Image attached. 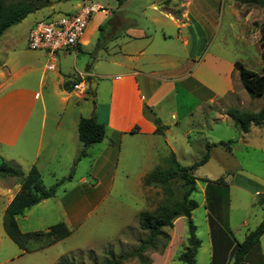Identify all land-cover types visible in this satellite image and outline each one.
Masks as SVG:
<instances>
[{
    "label": "rangeland",
    "instance_id": "obj_1",
    "mask_svg": "<svg viewBox=\"0 0 264 264\" xmlns=\"http://www.w3.org/2000/svg\"><path fill=\"white\" fill-rule=\"evenodd\" d=\"M52 1L55 7L48 10L47 16H54L58 11L72 12V5L80 0ZM151 1L154 0H124L128 10L126 15L130 21L149 24L154 34H162L160 23H152L148 20L150 11L144 10V6ZM156 1L162 2V8L166 10L169 6H175L171 0ZM192 1V10L196 7L203 8L196 25L200 34H212L211 48L216 47L217 52L223 53V57H234L246 68L262 73L264 61L261 60L259 53V27L264 20L263 8L241 4L236 0ZM90 2L109 8L116 5L117 0H90ZM236 11L240 20L236 19ZM94 15L90 17L86 31L93 26L92 22L97 20ZM33 19L34 16L22 19L3 31L2 34H16L11 40L15 50L23 49V34L27 33ZM37 19L42 18L38 16ZM102 30L104 31V28ZM163 30L170 35V38L176 34L175 27L167 19L163 21ZM103 33L99 43L96 44L98 30H95L90 34V43L82 46L79 52L80 62L91 68L92 75L94 72L105 73L115 69L105 54ZM205 53L207 56L210 52ZM224 60L227 61L226 58L222 61ZM233 68L235 72L233 75L230 72L229 78L233 90L224 96L225 99L221 100L219 105L215 104L214 108L218 107L221 112V108L231 105L244 110L258 111L264 106L263 99L261 96H249L239 80L238 70ZM206 70L205 64L199 77H203ZM84 82L85 96L92 106L96 99L93 98V90L88 80L84 79ZM103 86L100 87L98 94L106 96L105 90L108 86L105 84ZM74 102L75 98H72L71 103ZM43 105L49 114L68 110L57 102V98L46 94L43 96ZM38 106L40 107L39 101L36 110ZM206 115H209V112L203 108L193 111L171 137V143L178 154V161L183 165H188L201 156L205 151V139L212 141L221 139L231 143L230 146L218 145L210 148L208 161L194 171L196 189L192 193V198L198 205L191 212V220L195 225L196 236L200 240L195 256L196 264H209L210 260L211 245L204 205V179L213 181L223 176L227 182L228 224L238 241H241L244 234L264 218V124L260 127L253 126L248 133L242 134L230 118L226 117L224 120L207 125L209 122L203 119ZM203 123L205 125L202 127ZM184 130L189 131V138L193 140L190 144L181 139L180 134ZM200 138L202 142H199ZM22 142L23 133L13 149L0 145V162L6 158L5 155L12 157L19 155L21 164L17 166L23 174H26L28 168L23 164ZM99 147V144L94 143L88 149L89 154L78 159L79 151L74 150L72 152L74 158L69 166L64 160H56L53 166L42 168L39 173L43 186L50 187L57 183L54 195L41 199L15 217L21 232L45 230L55 223H65L70 231L69 235L47 246L39 247L42 241H30L28 242L30 250L23 252L6 235L2 227L4 204L6 199L19 190V183L16 177L0 178V194L6 193L5 197L0 196V264H62L61 262L100 264L110 255L116 256L133 250L146 237L147 232L139 227L138 213L142 210H152L160 203L163 197L161 189L141 185L136 180L135 174L139 166L134 159L124 160L123 155L119 157L116 152L113 158L110 157L105 162L96 161L101 153L97 149ZM58 153L63 154V148H60ZM134 156L136 160L140 159L138 152ZM162 165L157 162V166ZM173 187L175 196L179 197L182 192L181 180H174ZM164 230L170 235L166 247L162 249L161 244L158 243L155 250L148 248L143 254L149 259L150 264H184L177 259V256L187 244L186 218L178 217L172 227H165ZM260 242L264 255V233L260 237ZM257 257L258 251L255 250L246 255L245 261L249 264H254L256 261L261 263V255L259 254L258 259ZM225 261L224 264H232L230 256H227ZM122 264L140 263L135 257H130Z\"/></svg>",
    "mask_w": 264,
    "mask_h": 264
},
{
    "label": "crops",
    "instance_id": "obj_2",
    "mask_svg": "<svg viewBox=\"0 0 264 264\" xmlns=\"http://www.w3.org/2000/svg\"><path fill=\"white\" fill-rule=\"evenodd\" d=\"M50 1L46 7L23 18L34 16L27 32L39 20L38 16L42 19L52 17L47 16L48 10L55 7L54 1ZM171 1L175 6H169L167 10L162 8V2L156 0L144 6L145 12L150 11L148 20L160 23L162 34H154L149 24L130 21L124 0H117L116 5L109 8L96 3L101 9L91 15L97 17L92 22L93 26L86 31L87 23L74 49L58 50L55 55L28 49L27 33L23 34V49L18 50L11 43L16 34H1L0 145L13 149L23 133V164L28 169L33 165L40 172L42 168L53 166L56 160H64L69 166L74 158L72 152L81 148L78 120L80 117L94 116L105 127L103 139L95 143L100 145L97 149L101 152L96 161L105 162L113 158L116 152L119 157L123 155L124 160L134 159L139 166L135 177L142 185L144 176L157 166V162L163 164L170 152H174L178 160L171 137L189 114L206 109L209 115L203 119L209 122L207 125L229 118L224 110L231 105L221 108V112L214 105H219L224 96L232 92L230 72L233 75L234 63L239 60L223 57L216 47L211 48L212 34L198 32L196 23L203 13L202 7L192 10V0ZM80 3L81 0L72 5V12L77 10ZM235 14L236 19L240 20L237 11ZM164 19L176 29L172 38L163 30ZM95 30H98L96 44L104 32L105 54L115 69L105 73L94 72L92 75L91 68L80 62L79 52L82 46L90 43V34ZM208 51L210 53L206 56L205 52ZM224 58L227 61H222ZM52 61L54 68L50 69L48 64ZM205 64L207 70L203 77H199ZM84 79L88 80L89 85L94 84L91 89L96 102L92 106L85 96ZM77 81L85 83L82 92L72 88ZM102 84L108 86L106 96L98 94L100 87H104ZM44 94L54 96L68 110L49 114L43 105ZM72 98H75L74 103H71ZM38 101L40 107L36 110ZM155 118L159 120L161 131H156ZM188 132L184 130L180 135L190 144L193 140ZM220 140L205 139L204 142ZM202 141L200 138L199 142ZM93 145L87 147V153ZM60 148H63V154L58 153ZM137 152L140 155L138 160L134 156ZM18 156L5 155L9 159L3 158L20 166ZM5 194L0 196L5 197ZM12 197L6 199L4 208ZM260 243L259 240L258 254L262 261L256 263L264 264Z\"/></svg>",
    "mask_w": 264,
    "mask_h": 264
},
{
    "label": "trees",
    "instance_id": "obj_3",
    "mask_svg": "<svg viewBox=\"0 0 264 264\" xmlns=\"http://www.w3.org/2000/svg\"><path fill=\"white\" fill-rule=\"evenodd\" d=\"M241 4H251L263 8L264 0H236ZM50 0H0V35L9 26L20 22L27 14L49 5ZM260 57L264 61V20L259 27ZM238 70L239 80L250 97L261 96L264 101V65L262 73H257L246 68L241 62L234 63ZM224 113L233 121V124L241 133H247L251 126L264 124V106L258 111L244 110L236 106L225 108ZM156 131H161L159 120ZM78 138L81 149L77 159L87 154V147L100 142L105 133L103 124L96 121L94 116L80 117L77 123ZM230 141H217L205 143V151L201 156L188 165L181 164L174 152H170L163 160L162 166L153 167L143 178V185L159 187L162 192L160 203L152 210H142L138 213L140 229L147 232L139 244L127 253L116 256L110 255L100 264H122L130 257H135L140 264H150L143 254L145 249L155 250L158 243L161 248L166 247L170 235L165 227H172L178 217H185L187 223L186 246L177 256L184 264H196V253L200 246V240L195 233V225L191 220V212L197 207V202L192 198L196 189V177L194 171L205 164L210 158V148L218 145H229ZM16 177L19 190L13 195L10 202L4 208L2 215V227L6 235L23 251L30 250L28 242L42 241L39 247L47 246L69 235L70 231L65 223L58 222L45 230L21 232L16 222V216L25 209L36 204L43 198L54 195L57 183L50 187L43 186L40 173L35 166H31L26 174H23L18 166L2 159L0 162V178ZM181 180L182 192L175 196L173 181ZM204 198L206 208V221L211 245L209 264H224L226 257L230 256L232 264H249L245 261L247 254L258 251L259 240L264 233V218L250 230L241 241H238L228 224L229 189L223 176L213 181L204 179ZM259 257V254H258ZM62 261V260H61ZM66 264L65 262H61ZM93 264H99L94 262Z\"/></svg>",
    "mask_w": 264,
    "mask_h": 264
},
{
    "label": "built area",
    "instance_id": "obj_4",
    "mask_svg": "<svg viewBox=\"0 0 264 264\" xmlns=\"http://www.w3.org/2000/svg\"><path fill=\"white\" fill-rule=\"evenodd\" d=\"M101 9L90 0H81L76 11L59 13L46 19L37 20L28 30L26 45L30 50H42L55 55L58 50L74 49L84 34L86 25L93 12ZM54 68V62L48 64ZM72 88L80 90L85 88V83L77 81Z\"/></svg>",
    "mask_w": 264,
    "mask_h": 264
},
{
    "label": "water",
    "instance_id": "obj_5",
    "mask_svg": "<svg viewBox=\"0 0 264 264\" xmlns=\"http://www.w3.org/2000/svg\"><path fill=\"white\" fill-rule=\"evenodd\" d=\"M90 87H91V88H93V87H94V84H93V83H91V84H90Z\"/></svg>",
    "mask_w": 264,
    "mask_h": 264
}]
</instances>
